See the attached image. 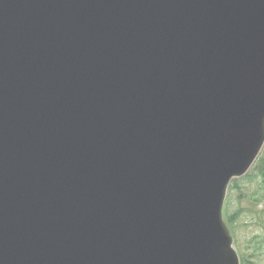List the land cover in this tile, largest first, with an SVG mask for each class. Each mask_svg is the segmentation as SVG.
<instances>
[{"label": "water", "instance_id": "1", "mask_svg": "<svg viewBox=\"0 0 264 264\" xmlns=\"http://www.w3.org/2000/svg\"><path fill=\"white\" fill-rule=\"evenodd\" d=\"M263 148L264 0H0V264H241Z\"/></svg>", "mask_w": 264, "mask_h": 264}, {"label": "rangeland", "instance_id": "2", "mask_svg": "<svg viewBox=\"0 0 264 264\" xmlns=\"http://www.w3.org/2000/svg\"><path fill=\"white\" fill-rule=\"evenodd\" d=\"M264 150L249 173L229 187L224 221L241 264H264Z\"/></svg>", "mask_w": 264, "mask_h": 264}, {"label": "trees", "instance_id": "3", "mask_svg": "<svg viewBox=\"0 0 264 264\" xmlns=\"http://www.w3.org/2000/svg\"><path fill=\"white\" fill-rule=\"evenodd\" d=\"M263 176H264V174H263Z\"/></svg>", "mask_w": 264, "mask_h": 264}]
</instances>
